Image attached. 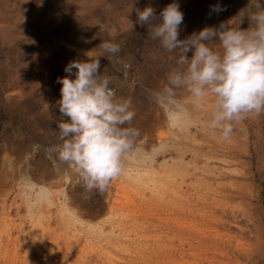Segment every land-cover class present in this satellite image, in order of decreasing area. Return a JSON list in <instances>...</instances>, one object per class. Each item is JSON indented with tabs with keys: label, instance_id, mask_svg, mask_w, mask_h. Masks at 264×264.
I'll return each mask as SVG.
<instances>
[{
	"label": "rangeland",
	"instance_id": "obj_1",
	"mask_svg": "<svg viewBox=\"0 0 264 264\" xmlns=\"http://www.w3.org/2000/svg\"><path fill=\"white\" fill-rule=\"evenodd\" d=\"M174 2L184 14L180 39L230 20L232 27H249L247 19L241 23L237 16L248 0H0V217L9 228L19 222L55 230L46 241L56 242L61 250L52 244L36 247L35 264H136L129 262L131 256L149 264L152 255L140 256L139 243L177 246L188 232L193 241L172 253L171 264H264V114L239 123L247 134L235 141L245 152L235 158L246 164L226 166L208 159L218 137L207 133L210 97L198 103L186 89L176 88L163 104L157 101L155 94L169 86L168 74L180 67V54L169 53L153 40L148 26L136 23L135 10L151 6L159 16ZM217 4L226 10L212 12ZM102 40L121 45L111 61L100 57L109 55L98 49ZM210 47L219 50L218 43ZM90 58H99L102 74L113 77L110 87L116 96L131 99L136 116L124 127L139 129L140 136L133 156L125 161V174L103 193L85 194L74 169L54 164L45 150L61 142L56 125L63 118L56 103L62 85L57 79L68 75L64 69L69 62ZM176 113L186 117V126H170L169 115ZM34 145L40 147L34 150ZM222 152L216 149V156H227ZM206 164L216 165L218 171L228 169L242 182L243 195L252 198L244 200L249 204L237 199L236 206L226 200L228 217L223 224L205 207L211 199L202 200L208 190ZM26 176L46 197L38 190L27 191ZM181 207L186 212L181 213ZM178 222L183 224L179 233Z\"/></svg>",
	"mask_w": 264,
	"mask_h": 264
},
{
	"label": "clouds",
	"instance_id": "obj_2",
	"mask_svg": "<svg viewBox=\"0 0 264 264\" xmlns=\"http://www.w3.org/2000/svg\"><path fill=\"white\" fill-rule=\"evenodd\" d=\"M219 4L211 11H225ZM137 13L136 23L148 26V34L158 40L168 51L179 52L176 59L179 68L168 74V85L162 93H156L157 101L174 95V89L184 88L198 103L211 98L212 117L209 128L218 130L220 138L230 139L234 125L250 117L264 114V3L248 0L237 16L241 23L247 19L249 27H232L230 21L218 27L206 26L186 39L179 38L184 14L178 3L167 5L156 15L153 7H145ZM153 20L159 23L152 24ZM240 23V25H241ZM134 27V25H133ZM95 39V37H93ZM219 44V50L210 45ZM111 61L121 51L118 43L102 40L98 45ZM191 52V56H189ZM175 59V57H174ZM125 69L129 65H124ZM76 70L73 73V70ZM99 58L88 61H71L64 71L68 74L58 78L61 98L56 107L63 120L57 123L58 144L45 151L53 163H61L79 175L85 194L103 193L111 182L125 174V161L136 150L140 130L131 125L136 116L130 98L117 97L113 77L100 71ZM74 74L75 78H71ZM170 126L178 121L169 115ZM39 145H34V150ZM25 188L39 191L30 176L25 178ZM87 198V195H85ZM33 197H28L31 202ZM43 202V200L41 201Z\"/></svg>",
	"mask_w": 264,
	"mask_h": 264
},
{
	"label": "bare ground",
	"instance_id": "obj_3",
	"mask_svg": "<svg viewBox=\"0 0 264 264\" xmlns=\"http://www.w3.org/2000/svg\"><path fill=\"white\" fill-rule=\"evenodd\" d=\"M193 101V100H192ZM193 103V102H191ZM195 106V105H193ZM192 107V106H191ZM205 109V108H204ZM199 111V110H197ZM196 111V112H197ZM207 117L205 116V118L207 119L208 123H210L211 117H212V106L210 105V109L208 107L207 110ZM200 113V111H199ZM203 113V112H201ZM177 114V113H176ZM182 114V113H180ZM196 114V113H194ZM192 116V114H190ZM264 116V115H263ZM176 118V120L178 121V124H181L182 126H186L187 125V119L185 116L181 115L179 116L178 114L174 116ZM193 117V116H192ZM204 119V118H203ZM202 119V120H203ZM190 120V119H189ZM206 122V121H205ZM254 123H256L257 121L253 120ZM189 125V124H188ZM198 125V124H196ZM205 125V124H204ZM201 126V125H199ZM185 128V127H184ZM199 129H201L200 127H198ZM178 129V128H177ZM204 129V128H203ZM211 129V128H210ZM180 130V129H179ZM182 130V128H181ZM197 130V129H196ZM200 131V130H198ZM195 132V131H194ZM207 133L213 134V136H218L217 137V141L215 143V146L217 145V147L215 148L214 146H210V150L213 151V154L208 157L209 160L211 161H222L226 163V166L231 165L232 163H241L240 160H237L235 157L238 158V156H240L239 152L240 151H244L245 152V146L242 147V143L240 141H235L238 140L240 135H246L247 133L244 132V130L242 129V126H240V124H235L234 125V131L230 137L229 140L225 141L223 139L220 138V133L219 131L216 130H208ZM212 136V137H213ZM194 137V136H193ZM211 137V138H212ZM190 138V137H189ZM195 139V138H194ZM210 139V138H209ZM213 139V138H212ZM196 140V139H195ZM202 141V140H201ZM202 144V143H201ZM170 146V145H169ZM180 146V145H179ZM159 148V147H158ZM162 148V147H161ZM209 148V147H208ZM220 149L223 152L227 154V156L222 157V156H216V149ZM262 148V147H261ZM167 149V148H166ZM170 149V148H169ZM159 151V150H158ZM187 153V152H186ZM196 154V152H195ZM131 155V154H130ZM178 155V154H177ZM187 155V154H186ZM216 157H215V156ZM133 156V155H131ZM135 156V155H134ZM178 157V156H177ZM176 157V158H177ZM184 158V157H183ZM264 158V156H263ZM171 159V157H170ZM190 159V158H189ZM140 160V159H139ZM180 160V158H179ZM208 160V161H209ZM197 161V160H196ZM244 163V160H241ZM184 162V161H183ZM182 162V163H183ZM241 163V164H243ZM193 164V163H192ZM246 164V163H244ZM243 164V165H244ZM194 165V164H193ZM171 166V165H170ZM216 166V165H215ZM215 166H209V164L205 165V169H207L209 171L208 175L206 176L209 181H207L208 185V190L205 193V195H203L202 200L204 199V202L208 199V197L211 199L212 203H205V207L211 208V214L212 216L215 218V220L220 223L223 224L226 220L225 218L228 217V211L226 208L227 205V201H231V202H236V200H241L240 203L243 204H249L248 202L244 201V200H251V195L247 194V195H243V184L242 182H239V179L236 177H232L230 174L227 173L228 169H224L223 170H219L218 171V167ZM258 166V165H257ZM201 167V165H200ZM203 167V166H202ZM246 167V166H245ZM162 168V167H161ZM174 168V167H173ZM181 168V167H180ZM236 168V167H235ZM234 168V169H235ZM172 169V167H171ZM158 170V169H157ZM163 170V169H162ZM264 170V169H263ZM166 172V171H165ZM170 172V171H169ZM204 172V171H203ZM231 173V172H230ZM160 174V173H158ZM25 176V175H24ZM166 176V175H165ZM168 176V175H167ZM183 176V175H182ZM185 176V175H184ZM189 176V175H188ZM170 177V175H169ZM178 177V176H177ZM202 177V176H201ZM171 179L174 177H170ZM195 178V177H194ZM263 178V177H262ZM197 179V178H196ZM156 180V179H155ZM193 180V179H192ZM163 181V180H162ZM176 181V180H175ZM192 184V183H191ZM198 184V183H197ZM245 185V184H244ZM249 185V184H248ZM24 187V186H23ZM162 187V186H161ZM164 187V186H163ZM249 187V186H247ZM246 187V188H247ZM251 187V186H250ZM42 188V187H41ZM7 189V188H5ZM156 189V188H155ZM164 189V188H163ZM140 190V189H139ZM161 190V189H160ZM173 190V189H172ZM6 191V190H5ZM28 191V190H27ZM168 191V190H167ZM175 191V190H174ZM140 192V191H139ZM194 192V191H192ZM138 193V192H137ZM153 193V192H152ZM166 193V192H165ZM239 193L241 194L239 196ZM154 194V193H153ZM197 195V194H196ZM220 195V196H219ZM9 196V195H8ZM123 196V195H122ZM137 196V195H136ZM194 196V195H193ZM6 197V196H5ZM135 197V196H133ZM177 197V196H174ZM181 197V196H180ZM191 197V196H190ZM217 198H219L220 200V206L217 205L215 202L216 200H218ZM239 203V204H240ZM25 204V203H24ZM230 204V203H229ZM236 203H234L232 206H236ZM19 205V204H17ZM120 205V204H119ZM181 205V204H180ZM199 205V204H198ZM11 206V205H10ZM204 207V208H205ZM53 208H50V210ZM218 212H217V211ZM175 211V208H173V212ZM199 211V210H197ZM182 212H186L185 208L181 207V213ZM189 212H192V210L190 209ZM205 212L207 213V211L205 210ZM176 214V212H174ZM203 213V212H202ZM218 213V215H217ZM254 213V212H253ZM195 215V214H194ZM55 216V215H54ZM203 216V215H202ZM238 217V216H237ZM18 218V217H17ZM57 219V218H56ZM72 219V218H71ZM72 221V220H71ZM158 221V220H157ZM74 222V221H73ZM101 223V222H100ZM75 224V223H74ZM175 224V223H174ZM38 224H34L31 226H25L24 224L21 223H17L15 226H11V228H9L8 226H6L5 221H3V219L0 217V264H35L34 260H33V255H34V250L36 249V247H38L37 249H40L41 247H45L48 248V246L50 244H52V248L56 249L58 251L61 250V248L57 247V243L56 242H50V241H46V235L51 232H53L55 234V230H48L46 227L42 228L37 226ZM137 227H140L139 224H137ZM183 224H179L176 223L177 226V232L179 233L180 230L178 229H182ZM235 225V224H234ZM98 226V225H97ZM133 226V225H132ZM155 226V225H154ZM10 229V231H9ZM212 229V228H211ZM137 231H139L138 228H136ZM174 230V228H173ZM206 230V229H205ZM9 231V232H8ZM63 231V230H62ZM172 231V230H171ZM103 232V231H102ZM202 232V231H201ZM17 233V234H15ZM61 233V232H60ZM205 234V233H204ZM87 235V234H86ZM141 235V234H140ZM164 235V234H163ZM58 236V235H57ZM83 236V235H82ZM153 237V236H152ZM168 237V236H167ZM191 234L190 232H188V236L186 238H184V242H181V244L175 246V245H164V243H157L153 246H149V247H144L142 243L138 244L137 249H139L138 251L141 250V254L140 256H142V254L146 255V253H150L152 255V257H150L149 260V264H171V257H172V253L174 251H177L181 245V249L182 246L184 247L183 250H185V244L187 243L188 245L190 244V239L193 241V239L191 238ZM207 237V236H206ZM219 238V237H218ZM88 239V238H87ZM152 239V238H151ZM180 239V238H179ZM201 239V238H200ZM58 240V239H57ZM150 240V239H149ZM163 240V239H162ZM206 240V239H205ZM186 242V243H185ZM185 243V244H184ZM216 244V242H215ZM145 245V244H144ZM214 246V245H213ZM170 249V253H165L167 251L166 248ZM130 248V247H129ZM168 249V250H169ZM252 249V248H251ZM97 251V250H96ZM133 252V251H132ZM136 252V251H135ZM168 252V251H167ZM218 252V251H217ZM175 253V252H174ZM233 255V254H232ZM138 256V253H137ZM161 257V259H160ZM162 257H165L167 259V262H165ZM81 258V257H80ZM112 258V257H111ZM157 258H159V261L157 260ZM173 258V257H172ZM181 258V256H180ZM179 258V259H180ZM61 260V259H60ZM215 260V259H214ZM79 261V260H78ZM144 259L142 258H135L132 257L129 259L130 263H136V264H140V262H143ZM83 262V261H82ZM91 262V260L89 261ZM145 262V261H144ZM148 263V261H147ZM95 264V263H94ZM174 264V263H173ZM189 264V263H188Z\"/></svg>",
	"mask_w": 264,
	"mask_h": 264
}]
</instances>
